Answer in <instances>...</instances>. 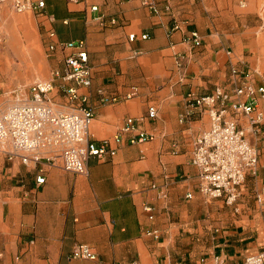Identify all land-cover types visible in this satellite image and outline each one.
<instances>
[{
	"label": "crops",
	"instance_id": "0c3cea01",
	"mask_svg": "<svg viewBox=\"0 0 264 264\" xmlns=\"http://www.w3.org/2000/svg\"><path fill=\"white\" fill-rule=\"evenodd\" d=\"M44 1L45 15L28 12L41 41L47 40L48 27L57 40L85 41L92 82L80 90L93 110L90 136L111 137L133 117L153 138L130 144L124 135L113 156L89 158L85 174L51 164L50 148L30 152L27 163L0 152V264H235L264 249V205L255 200L264 189V123L251 131L242 119L258 161L240 187L235 211L197 188L193 140L208 128V114L194 107L180 121L188 108L186 93L205 95L226 83L228 49L248 67L250 80L264 85V24L242 22L244 16L237 15L242 0H154L160 8L169 4L172 15L153 13L141 0ZM14 12L0 3V78L33 69L39 61L35 55L32 64L33 47L18 34L24 27L13 29ZM173 21L178 29H172ZM188 31L202 37L199 47L183 41ZM18 49L24 51L22 60ZM68 53L48 52L50 74L64 67ZM176 53L185 57L182 67ZM59 82L55 79V88ZM132 86L137 94L125 98ZM99 89L118 101L101 103ZM55 97L62 101V93ZM259 105L264 110V97ZM149 106L156 116L141 119ZM37 176L43 177L41 184ZM154 230L157 237L147 233ZM76 244L92 246L96 257H71Z\"/></svg>",
	"mask_w": 264,
	"mask_h": 264
},
{
	"label": "built area",
	"instance_id": "2783aa9c",
	"mask_svg": "<svg viewBox=\"0 0 264 264\" xmlns=\"http://www.w3.org/2000/svg\"><path fill=\"white\" fill-rule=\"evenodd\" d=\"M0 3H6L20 13L46 14L44 0H0ZM141 3L153 13L164 11L172 15L169 4L160 8L154 0H141ZM240 5L244 6V3L240 2ZM91 9L96 10L97 6H92ZM47 19L52 21L53 17L48 16ZM178 28L179 22L173 21L172 29ZM46 37L47 52L56 49L69 50L64 58V67L52 71L48 79H35L29 84L25 97L16 95L15 101L7 109L0 111V152L8 159L19 155L23 163H27L30 152L50 148L53 154L47 160L51 164L57 161L58 166L65 172L85 174L88 159L113 156L124 135L130 144L153 138L152 133L135 125V118L127 117L115 135L94 140L88 132L93 110L87 104V94L80 90L89 87L92 82L85 41L57 40L51 27L46 29ZM133 38L131 36L129 40ZM141 38L146 39L148 35L142 34ZM183 41L190 48H195L202 44V37L197 31H188ZM226 53L229 63L226 83L216 85L205 95H196L191 91L186 93L185 102L188 108L180 121L194 107L208 114V128L197 134L193 140L191 163L198 169L197 188L205 197L220 199L236 211L240 187L246 174L255 170L258 161L257 151L247 137L242 119L248 120L251 131H256L264 123V110L259 105L260 99L264 97V85H257L250 80L249 70L239 66L232 50L228 49ZM184 59L182 53H176L175 62L178 67L183 66ZM55 79L60 80L57 88L54 85ZM58 93H62V101L55 100ZM136 94L137 87L132 86L125 98L134 97ZM97 97L101 103L118 101L117 96L107 94L101 89L97 90ZM156 113L155 107L149 106L146 115L140 118L155 117ZM38 158L39 156H35L34 160ZM43 180V177H36L38 184ZM186 197L190 198L191 193H187ZM255 200L264 205V189L255 194ZM143 209L149 213L148 217L151 219V207L145 205ZM147 233L158 236L157 230ZM71 257L93 259L96 252L90 245L76 244L71 250ZM235 264H264V249L246 255L242 262Z\"/></svg>",
	"mask_w": 264,
	"mask_h": 264
},
{
	"label": "rangeland",
	"instance_id": "374dc122",
	"mask_svg": "<svg viewBox=\"0 0 264 264\" xmlns=\"http://www.w3.org/2000/svg\"><path fill=\"white\" fill-rule=\"evenodd\" d=\"M241 2L246 3L247 5L240 7L239 2H237V15L240 17L244 16L242 22H244L245 25L261 26L264 24V18L261 17V15L264 16V0H242ZM248 3L251 4L248 6ZM13 15V29L22 25L24 27V32L18 34H21V37L23 35L22 39L24 38L25 44L28 42L27 47H33V49H31L33 54L29 53L32 57V64L35 65V55L39 58V61L33 69L29 68L27 70H20L19 72L9 71L7 74H4L8 77L0 78V111L7 109V107L15 101L16 95L25 97L26 93H28L27 88L29 84L35 79H48L50 76L47 67L48 52L46 50L45 42L41 41L40 37L31 25L33 23V19L29 17L28 12H14ZM24 35H26V37ZM3 49L4 47H0V52L3 51ZM10 57L14 59L16 58V55L14 53H10ZM239 66L249 70L245 64H239ZM0 77H2L1 72ZM6 101L7 103L9 102V104L3 106Z\"/></svg>",
	"mask_w": 264,
	"mask_h": 264
},
{
	"label": "bare ground",
	"instance_id": "6f19581e",
	"mask_svg": "<svg viewBox=\"0 0 264 264\" xmlns=\"http://www.w3.org/2000/svg\"><path fill=\"white\" fill-rule=\"evenodd\" d=\"M18 52H21L20 53V59L22 60L23 59V55H24V51L23 50L21 51V49H18Z\"/></svg>",
	"mask_w": 264,
	"mask_h": 264
}]
</instances>
